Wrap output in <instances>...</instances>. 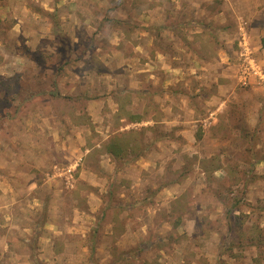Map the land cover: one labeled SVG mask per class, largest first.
I'll use <instances>...</instances> for the list:
<instances>
[{
    "label": "rangeland",
    "instance_id": "obj_1",
    "mask_svg": "<svg viewBox=\"0 0 264 264\" xmlns=\"http://www.w3.org/2000/svg\"><path fill=\"white\" fill-rule=\"evenodd\" d=\"M223 1L0 0V264H264V83L238 39L221 58ZM237 3L229 33L261 32L264 0ZM173 56L224 65L238 103L211 118L220 68L155 74Z\"/></svg>",
    "mask_w": 264,
    "mask_h": 264
},
{
    "label": "crops",
    "instance_id": "obj_2",
    "mask_svg": "<svg viewBox=\"0 0 264 264\" xmlns=\"http://www.w3.org/2000/svg\"><path fill=\"white\" fill-rule=\"evenodd\" d=\"M239 0H224L223 2H222V4H223V7H222V10L220 11V13H219V15H218V17H217V22L216 23H219V27H222V29H220L219 28V35H220V40L222 41V46L224 47V49L222 50V51H220L219 52V54L221 55V58L223 57L224 58V56H225V54L227 55V56H229L230 55V52L232 51L233 52V42L234 41H236V39H238V42H241V38L239 37V35H238V33L236 32V31H234V33H229L231 30V27L230 26H234L236 23H237V21H238V18H237V20H236V9H237V7H238V2ZM241 1H244V0H241ZM258 1V0H257ZM260 1H262V0H260ZM16 3V2H15ZM62 3H66V6H67V8L69 9L70 8V5H72V3H68L67 4V2H62ZM75 3V2H74ZM236 3H237V5H236ZM63 5V4H62ZM73 5H75V7H76V9H79L80 7H82V4L81 3H79V2H76L75 4H73ZM90 5L92 6V5H94V2H91L90 1ZM0 6H1V8H5V9H7L8 7H10V5H8V4H6V3H2V4H0ZM11 6H12V4H11ZM88 6V8H89V5H87ZM193 8H195V10H193ZM192 8V12L194 13V15H192L193 17H196V19L198 20V22H196V21H193V24L192 25H196L194 28L195 29H193L192 30V32L193 33H200V32H196V31H209L208 30V28L209 29H211V23H208V24H206L205 22L206 21H209L210 19H212L211 17H210V14H209V12H208V10L205 8V7H202L201 6V4L199 5V6H197V4L194 6ZM253 8H254V6H253ZM255 8H256V10L254 11V14L252 13L251 14V19H252V21H254V22H256V24H261L262 25V19L264 18V6H263V8L262 9H260L259 8V5L257 4L256 6H255ZM13 17V16H12ZM138 20H139V18H137ZM87 20V19H86ZM19 21H21V19L19 20ZM140 21H141V18H140ZM19 23V22H18ZM264 23V22H263ZM20 24V23H19ZM235 27V26H234ZM241 29V31H243L244 30V28L243 27H241L240 28ZM196 30V31H195ZM223 30V31H222ZM228 30V31H227ZM261 32H259L258 34L257 33H250V37H249V35H248V33L247 32H242V33H245L246 34V37H247V39L249 40V39H251L252 40V43H253V49H252V51L254 52V59L260 64V65H263L264 66V47H263V44H262V40H263V38H264V27H261ZM115 31H118V32H120L121 34H123V35H125V32H124V30L123 29H121V28H117ZM241 35V34H240ZM155 38H156V36H155ZM226 39V40H225ZM250 40V41H251ZM249 41V42H250ZM114 42L112 41V42H110V45H111V47H112V45H115V44H113ZM176 46V45H175ZM99 48H101V47H99ZM114 48V47H113ZM138 48L139 49H143V47L141 46V44H139L138 45ZM114 49H116V48H114ZM118 51V50H117ZM158 54H162L161 53V51H160V53H158ZM166 56V55H165ZM159 59V58H158ZM176 56H173V57H171L170 58V61L169 62H167L166 60H164V59H162V60H158V61H156V62H153V61H146V65L144 64L143 66H142V68H140L139 67V71H142V72H148V73H151V69H153V67H152V65H151V63L153 62V66L155 67L156 66V73L155 74H157L158 76H161L163 73H168L169 74V76H171L172 78H173V76H175L176 78H178L176 75V72L178 71V70H186V68H187V70H190V71H195V72H198L199 73V71L201 70L202 71V73H203V77H205L204 79L206 80L207 78H208V75L209 74H213V72H215V71H217V68H220L219 70H222V74H219V70L217 71L218 72V76H220L221 78H222V80H221V82L220 83H218L217 84V86H218V89H219V94H223L221 97H218L217 98V101H219V108L218 109H216V110H213V111H211L210 112V114H209V116L211 117V118H214V119H216V116L217 115H221V114H223V113H227V112H224L225 111V109H226V105H227V103H229L230 101H233V100H235V102L236 103H238L237 102V99L238 100H240V98L239 97H237V95H236V93H235V90H232L231 88H230V86H228L227 84H225V81L223 80V79H226V77H228V75H227V69H226V67L224 66V65H222V66H218V65H216V64H214V63H212V62H208V63H205L204 61H205V59H201L200 58V60L198 61V60H196V59H192V62H190V64L189 65H187V66H181V67H179L180 65H179V63H175L174 61H176ZM163 61V62H162ZM166 61V62H165ZM150 63V64H149ZM164 63V64H163ZM166 63H169V67H170V69H168L167 67H164V65L166 64ZM146 66H150V68L149 69H145L146 68ZM152 67V68H151ZM222 67V68H221ZM163 68H166L167 69V71L165 70L164 72H161V70L160 69H163ZM262 69H263V67H262ZM203 71H205V72H203ZM178 73V72H177ZM154 73H153V75L152 76H154L155 75ZM104 75V74H103ZM251 77V79H250V81H249V83H251L252 81H253V79H255L254 78V76L252 77V76H250ZM220 78V79H221ZM125 85V84H124ZM126 87L128 88V89H130V90H133L134 88L132 87V84H129V86L128 85H126ZM77 88H78V86H77ZM119 89H120V87H119ZM234 93V94H233ZM234 95H236V96H234ZM232 97H235V99H233ZM252 98V100L253 101H255V102H257V104H259V106L257 105V107H258V111H259V107H262V104L261 103H259V101L258 100H255L254 98H253V96H251ZM115 103H117V101L115 102ZM118 104V103H117ZM240 105H242L241 103H239V106ZM240 108H242L241 106H240ZM261 109V108H260ZM219 113V114H218ZM257 116V115H256ZM256 116H254V117H252V119L250 120V122H249V125H248V127H247V129H251V127H254L256 124ZM176 115H173L172 114V117H171V119L170 120H172V121H176ZM153 120V119H152ZM124 121H125V119H124ZM205 122H206V124L204 125V130H207V127L208 126H210L211 124H213V122H209V118L208 119H206V120H204ZM208 121V122H207ZM154 122L155 123H157V121H155V119H154ZM135 123H137V122H135ZM139 123V122H138ZM177 125H178V123H177ZM218 127H216V129H217ZM186 131H188V132H190L189 134H191V136H193V138L195 139V133H194V131L192 130V131H189V130H187V129H184V130H181V131H179V132H186ZM241 131L242 130H235V129H233L232 131H230L228 134L231 136L232 134L234 135V136H239V134L241 133ZM208 132H211L210 130L208 131ZM188 134V135H189ZM180 135H182L183 137H185L186 135H184L183 133L182 134H180ZM207 133L205 134V136H204V138H207ZM242 135V134H241ZM240 135V136H241ZM239 136V137H240ZM216 139H219V136H218V138H216ZM221 136H220V141H221ZM210 140V139H209ZM199 153L201 152V156L203 157V156H207V157H211L212 155H213V153H215V151H213V149L211 150V149H209L208 151H206V150H201V151H198ZM212 153V154H211ZM223 153V152H222ZM222 157H223V154H222Z\"/></svg>",
    "mask_w": 264,
    "mask_h": 264
},
{
    "label": "trees",
    "instance_id": "obj_3",
    "mask_svg": "<svg viewBox=\"0 0 264 264\" xmlns=\"http://www.w3.org/2000/svg\"><path fill=\"white\" fill-rule=\"evenodd\" d=\"M63 41L64 42H62V43L67 44V42L65 40H63ZM262 44H263V47H264V38L262 40ZM60 49H62V51H63L62 46H61ZM141 121H142V117H140V116H130V118H129V122L130 123H135V122L138 123V122H141ZM115 137L116 138L113 137L114 139L112 141L108 142V144H106L105 149L107 150L108 153H110L116 159L127 156L128 154L126 152V148H124L125 146L120 144V141H121V140H119L120 136H115ZM198 138H200V136H198ZM142 150L144 151V149H140V152H138V154L135 156V158H138L139 156L142 155L141 154L143 152ZM91 250L94 251V247H92Z\"/></svg>",
    "mask_w": 264,
    "mask_h": 264
},
{
    "label": "built area",
    "instance_id": "obj_4",
    "mask_svg": "<svg viewBox=\"0 0 264 264\" xmlns=\"http://www.w3.org/2000/svg\"><path fill=\"white\" fill-rule=\"evenodd\" d=\"M244 32V31H242ZM241 32V48H242V51H241V54L243 56H245V60L247 61V64L250 66L251 69H249V66L245 69V72H244V78H245V75H250V71H254L252 73L254 74H257L259 76V79L264 83V72L262 70V68H260L257 64H256V60L253 58L252 56V51L250 49V46H249V42H248V39L246 37V34L245 33H242ZM246 80H247V76H246ZM244 84H246V82H244Z\"/></svg>",
    "mask_w": 264,
    "mask_h": 264
}]
</instances>
